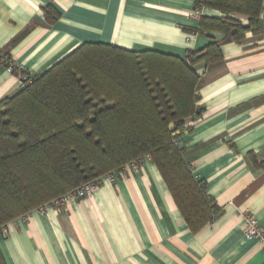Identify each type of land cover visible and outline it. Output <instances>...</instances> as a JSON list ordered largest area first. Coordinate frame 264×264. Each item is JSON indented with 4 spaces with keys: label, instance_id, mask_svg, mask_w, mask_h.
Wrapping results in <instances>:
<instances>
[{
    "label": "crops",
    "instance_id": "1",
    "mask_svg": "<svg viewBox=\"0 0 264 264\" xmlns=\"http://www.w3.org/2000/svg\"><path fill=\"white\" fill-rule=\"evenodd\" d=\"M197 1L0 0V102L19 81L3 57L36 77L84 43L185 58L216 41L222 54L197 68L204 112L179 139L194 178L221 209L212 223L192 233L148 162L84 199L3 227L6 264H264V242L245 235L250 217L264 228V167L254 163L264 162V15L261 35L235 43L198 33Z\"/></svg>",
    "mask_w": 264,
    "mask_h": 264
},
{
    "label": "trees",
    "instance_id": "2",
    "mask_svg": "<svg viewBox=\"0 0 264 264\" xmlns=\"http://www.w3.org/2000/svg\"><path fill=\"white\" fill-rule=\"evenodd\" d=\"M203 10L218 15H201L199 34L241 43L247 34L263 33L264 0H198L195 11ZM221 60L216 41L185 58L84 43L3 99L0 230L144 156L158 168L192 233L212 223L221 209L194 178L179 139L204 112L197 68ZM0 264H6L1 249Z\"/></svg>",
    "mask_w": 264,
    "mask_h": 264
},
{
    "label": "built area",
    "instance_id": "3",
    "mask_svg": "<svg viewBox=\"0 0 264 264\" xmlns=\"http://www.w3.org/2000/svg\"><path fill=\"white\" fill-rule=\"evenodd\" d=\"M196 12V11H195ZM203 12V11H202ZM202 12H196V17H201ZM2 63L6 67L8 73H17L19 77L18 81V90H24L27 86L33 83L34 77L27 74L24 69L16 64H14L11 60L6 57L2 58ZM151 162L150 156H144L138 160H135L128 165H126L123 170L132 169L137 170L140 166L145 165L146 163ZM104 180H115V174H109L100 180L87 182L77 189L66 193L65 195L59 197L53 202L46 204L38 209L37 211L44 212L46 208L55 206L57 208H63L71 203H74L78 200L84 199L90 195H92L102 184ZM246 238L249 240L257 239L264 242V228L259 225L258 221L254 217H250L247 219L246 229H245Z\"/></svg>",
    "mask_w": 264,
    "mask_h": 264
}]
</instances>
